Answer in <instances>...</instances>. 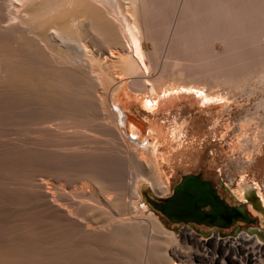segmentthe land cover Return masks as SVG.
Returning a JSON list of instances; mask_svg holds the SVG:
<instances>
[{
    "label": "bare ground",
    "instance_id": "obj_1",
    "mask_svg": "<svg viewBox=\"0 0 264 264\" xmlns=\"http://www.w3.org/2000/svg\"><path fill=\"white\" fill-rule=\"evenodd\" d=\"M156 1L0 0V264H193L187 244L196 242L194 235L182 229L179 242L136 204L140 180L155 193L168 191L154 149L174 141L177 132L168 136L156 118L146 126L128 108L146 113L143 106L155 116L178 101L176 92L170 100L160 97L168 87L165 62L178 51L184 57V46L201 43L212 26L223 30L215 38L231 42L225 57L248 60L250 47L260 46L253 39L264 29V0H181L171 34L186 35L178 39L184 46L174 39L184 50L173 45L164 58L150 26L140 22V15L146 22L155 13ZM153 15L162 29L170 26L172 19ZM145 40L154 44V78ZM253 50L258 61L251 66L261 73L264 52ZM172 58L171 84L205 92L207 102L220 96L213 86H242L253 69L247 63L237 79H228L193 62L190 73ZM205 83L211 89L204 90ZM145 93L148 99L140 102ZM252 243L264 254V241Z\"/></svg>",
    "mask_w": 264,
    "mask_h": 264
},
{
    "label": "rangeland",
    "instance_id": "obj_2",
    "mask_svg": "<svg viewBox=\"0 0 264 264\" xmlns=\"http://www.w3.org/2000/svg\"><path fill=\"white\" fill-rule=\"evenodd\" d=\"M175 1L176 0L173 1L161 0V2H163L164 4H162L159 1L160 6L157 7L155 4L152 6L155 8L152 7L150 8L153 9L157 15L159 14V17L163 18L164 20V21L162 20L163 22H165V20L167 22H170L169 20L172 19V21L169 23L170 26L165 22L166 25L164 24L165 25L164 29H162L163 24L161 23V21H159L158 19L159 17H157L158 21L154 19V17L156 16H154L153 14L155 13L151 12L152 15L150 13L147 14L148 17L147 19L144 20L145 21L147 20L148 22L142 21V19L146 14L142 16L143 18L140 15L141 24L142 25L146 24L148 28L150 26L148 31L151 32L148 33H150L151 35L153 34L152 37H154L153 41L155 42V44L157 45L160 42L159 44L163 48L161 49L160 47V49L163 51L161 52V50H159L160 52L159 51L157 52L162 54L163 56L162 58H164V56L166 55L165 53L166 49L170 50L171 48L173 49L175 47L176 49L181 50V48H177L179 46V43L181 42L178 39L186 38V35L185 36L180 34L177 35L176 33L174 34V38H172L173 37V35L171 34L172 26L177 17V13H174L173 11L176 10L177 12L180 8V3H181V0H179L176 7L175 3L173 4V2ZM161 5L162 8H160ZM160 14L162 16L164 15V17L160 16ZM149 15L152 17L154 16L153 20L156 21L154 22L153 20H151L152 17H150ZM149 20L153 21L152 25H150L152 22L149 23ZM157 22L158 24H156ZM159 22L161 24H159ZM154 24H156V26L159 27L161 26V28L155 27ZM167 25L169 27L167 28L169 29V31L166 29L167 31L166 32L165 27ZM152 29L154 32H155L154 29H157L158 32L157 31L156 32L158 34L156 35V33L155 34L152 33ZM161 29L162 31L163 30L165 31V34L168 33L166 34L167 37L165 36V34L164 35H162L163 33L161 34L162 32ZM256 29L257 28H255V30ZM220 30L221 28L218 31V29L212 26L210 29H208L207 33L203 31L204 37L201 36L202 37L201 43L199 41V44H197V42L195 41L193 43L189 42V44L186 43L188 46L186 44H185L186 46H184L185 42L184 43L181 42L183 45H181V43L180 45L185 47V50L183 48L181 50V52L184 50L183 51V54L185 53L184 57L182 56V54L179 53L178 50H176L178 51V53L174 50L176 54L170 53L172 56L168 58V61L166 60L165 66L167 65L168 67L166 66L167 70L165 72L167 73L168 78L164 84L168 83L167 84L168 87L163 94L161 93L160 97L162 98L164 96V99L168 98L170 100L171 97L177 95L179 97L177 99L180 103L176 101L175 103H172L170 107H167L168 109L161 108L159 110H155L154 111L155 114L159 113L155 116L152 115L153 112L150 109L145 108L143 106L142 109H145L144 111H146V113H139L134 106L128 109L134 113L136 118L146 123V126H150V124L152 125L151 121L153 120L155 121L154 118H156V121L159 122L155 121V123H159V124L162 123L160 125L164 126L163 131L167 132L168 136L171 135L173 130L177 132L175 139H173L174 141H172L171 143L164 142L163 144L161 142L160 146L157 145L154 149L159 157L162 176L164 177V180L168 185V191L165 192L164 194H158L151 190L153 193L165 197L171 193L173 184L177 183L180 180L181 175L186 173H201L203 177L208 178L212 181L213 185L217 187L220 196L224 197L230 203H234V199H232L231 196L226 191H224L221 186H219L218 183L220 180L226 183L227 186L231 188L235 196L239 199L242 198L241 192L243 187L257 188L258 194L261 195L264 203V103H263L264 102V71L263 72L261 71L260 73L259 70L253 68L254 66L253 67L251 66V64L252 65L255 64V62H253L254 60L256 62L258 61L255 59V54H253L254 53L253 48L255 49L262 48V51L264 52V29L263 31L260 29L259 33L260 32L261 33L259 34V37L253 39V41L255 43H259L260 46L254 45L250 47V51H252V54L250 53L248 55L247 57L248 60L244 57L241 58L240 55H238L240 58H235V59L232 57L224 56L225 48L230 49L232 45H230L231 42H229V40L220 41L218 37L215 38L216 34L221 35V33H223L222 32L223 30L221 31ZM205 34H209L210 37L211 36L212 37L209 38L208 37L209 35H205ZM261 34L263 37L261 36ZM170 37L173 39V41H171L172 39L170 40ZM161 38L166 40V41L164 40V42L166 43L165 45L164 42H162L163 40ZM175 38L176 40L179 41V42L177 41L178 43L176 42V40H174ZM153 41L145 40L143 42L144 49L146 50V52L150 54V56H148V59L146 61L148 65L151 66V70L149 73V76L151 78H154L159 73V68L156 66L157 60L155 57L152 56V52L154 49ZM242 41L247 43L249 41V38L247 40L243 38ZM170 42H173L171 43L172 45L170 44ZM175 43L178 44V45L176 44L177 47L176 45H174ZM236 43H237V47L235 48L236 49L235 52L239 53L242 49L241 46L239 45L241 43V40L235 41V44ZM169 45L172 47H170ZM170 51L173 52L172 50ZM159 53H158L159 56L158 59H160ZM214 53H217V55L224 54L223 55L224 57L222 56L223 58L216 59L214 58L215 57ZM231 53L234 52L232 51ZM172 57H175L178 61H181L182 64L186 66V68L183 67L182 64H180V66H182V68H185L186 69L185 71H187L188 69L191 70V71L188 70L190 73L192 71L195 72L196 68L199 67L197 66L199 64L202 65L200 67L202 69V72L207 70L212 74L224 73L225 75V73H227L225 76L228 79H231V75L228 74H232V75L234 74L233 76L235 77L233 78L237 79L236 74L239 75V73L244 71L243 68L247 66V63L256 72L253 69L252 70L250 69L251 71L248 70L247 72H245V74L248 73L249 74L245 76V79L243 80L244 82L239 81L238 86L242 85L239 87H237L234 84L229 85L227 83L225 84L222 83V85L219 84L221 86L218 85L217 88L213 86L214 88L212 90L213 91H215V89L218 90V94L220 93V96L218 95V98L216 99L214 98L213 101L207 102L203 97L205 92H201V93L195 92L192 88L185 89L182 87L180 88V90H177L176 88L177 86L175 84H171V80L176 79L174 78L173 71L171 69V64L173 66V62H174L170 60ZM198 59L201 62H199ZM169 60L170 63H168ZM263 60H264V55H263ZM186 62H188V64ZM189 62L190 63L193 62L194 65L196 63L195 67L196 66L197 67L193 68L192 65L189 68V64H190ZM233 63H236L237 65L236 64L233 65ZM241 64L243 65L242 68H241ZM235 65L237 68H235ZM250 66L249 68H251ZM200 68L197 69L199 70ZM258 75H261L262 77L260 76V79H258L257 78L259 77ZM177 79L185 80L179 77ZM125 81L128 83L129 79H126ZM208 85L209 83H205L204 85H202L204 90H207L209 87H212V86L208 87ZM173 87L174 89H172ZM126 90L129 91L130 90L129 87L128 88L126 87ZM175 92L178 94L175 95ZM129 93H133V92L130 90ZM180 94L183 95L182 98L184 100L181 99ZM222 94L225 97L222 96ZM141 96L143 98L142 100H140V102H143L148 99L147 97L149 95L145 93L144 95L142 94ZM143 183L144 180H140V182L138 183L139 198L136 200V204L141 214H150L154 217H157L160 220V222L163 224V228L168 231H171L179 242H181L180 231L182 229H188L194 235L195 239H196V235L200 238H203L201 232H207L208 230V227L203 225H198L196 227H192L190 225H183L182 228H178V231H174L173 228L176 227L174 224L170 223L165 216L154 211L148 203L142 200L140 188ZM214 230L216 232L219 231L217 229ZM232 230L233 227L224 229L220 232L229 235L231 234ZM191 243L193 244V242H188L187 245L191 247L190 250L191 249L193 250L195 249V246L193 245L191 246ZM249 245L250 244L248 243H244L243 247L246 246V248L224 247V249L221 248L220 245L216 247L211 246L213 247L212 248L213 252L209 260L204 261V260H200L199 258H195L193 261L195 262V264H220V263L221 264H242V263L264 264V257H263L264 254L262 253L263 250L258 249L257 247H254V250H251L253 248L250 249L251 246ZM200 252L202 251H199V253ZM252 253L256 258L252 255ZM211 259L212 261H210Z\"/></svg>",
    "mask_w": 264,
    "mask_h": 264
},
{
    "label": "water",
    "instance_id": "obj_3",
    "mask_svg": "<svg viewBox=\"0 0 264 264\" xmlns=\"http://www.w3.org/2000/svg\"><path fill=\"white\" fill-rule=\"evenodd\" d=\"M218 184L234 199L235 204L221 197L217 187L201 173L181 175L180 180L173 184L171 193L165 197L153 193L146 183L141 185L140 193L143 201L172 224L193 223L218 227L220 230L233 227V236L245 232L247 235H255L259 241H264V203L257 188L243 187L242 198L239 199L226 183L220 180ZM255 221L256 226L236 225L237 222L250 224ZM173 230L178 231L177 227ZM220 230L219 233L223 235ZM201 234L203 237L210 235L208 232Z\"/></svg>",
    "mask_w": 264,
    "mask_h": 264
},
{
    "label": "built area",
    "instance_id": "obj_4",
    "mask_svg": "<svg viewBox=\"0 0 264 264\" xmlns=\"http://www.w3.org/2000/svg\"><path fill=\"white\" fill-rule=\"evenodd\" d=\"M256 239L257 238L255 235H247L245 232H240L236 236H233L231 234L221 235L219 231H214L213 233H210L208 237L200 238L196 235V242H193V244L191 243V246H195V249H191L189 253L191 254V258L193 261L195 258H199V251H206V258H199L200 260L206 261L211 258L213 247L220 245L223 249L224 247L236 248L243 247L244 243H248L252 248H254L255 244H253L252 241L258 243V240ZM193 264H195V262H193Z\"/></svg>",
    "mask_w": 264,
    "mask_h": 264
},
{
    "label": "flooded vegetation",
    "instance_id": "obj_5",
    "mask_svg": "<svg viewBox=\"0 0 264 264\" xmlns=\"http://www.w3.org/2000/svg\"><path fill=\"white\" fill-rule=\"evenodd\" d=\"M217 191H218V189H217ZM219 193V192H218ZM222 197V196H221ZM226 200V199H225ZM227 201V200H226ZM228 202V201H227ZM230 203V202H229ZM231 204H235V203H231ZM176 227H177V229L178 228H182L183 227V225H190V226H192V227H196V226H198V225H196V224H189V223H180V224H174ZM236 225H239V226H243V225H245V226H248V225H252V226H256L257 225V221H255L254 223H250V224H247V223H244V222H237L236 223ZM232 228V227H231ZM214 229H217V230H220L218 227H208V230H207V232L208 233H213L215 230ZM222 230H224V229H221L220 231H222Z\"/></svg>",
    "mask_w": 264,
    "mask_h": 264
}]
</instances>
